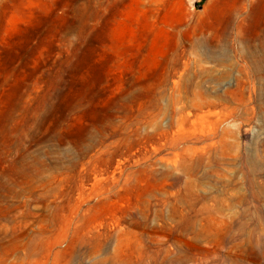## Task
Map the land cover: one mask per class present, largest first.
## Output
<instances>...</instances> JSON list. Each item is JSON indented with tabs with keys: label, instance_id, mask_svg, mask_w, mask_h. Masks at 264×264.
I'll return each mask as SVG.
<instances>
[{
	"label": "rangeland",
	"instance_id": "374dc122",
	"mask_svg": "<svg viewBox=\"0 0 264 264\" xmlns=\"http://www.w3.org/2000/svg\"><path fill=\"white\" fill-rule=\"evenodd\" d=\"M114 255L264 264V0H0V264Z\"/></svg>",
	"mask_w": 264,
	"mask_h": 264
},
{
	"label": "bare ground",
	"instance_id": "6f19581e",
	"mask_svg": "<svg viewBox=\"0 0 264 264\" xmlns=\"http://www.w3.org/2000/svg\"><path fill=\"white\" fill-rule=\"evenodd\" d=\"M189 205V204H188ZM195 208V207H194ZM210 209H212V208H210ZM209 209V210H210ZM213 211V210H212ZM122 247L120 248V250L122 251ZM123 251H124V249H123ZM122 251V252H123ZM122 257V256H121ZM110 262H112L113 264H133V262H132V260L130 259V258H128V256L126 257V258H124L123 260L120 258V255H114V256H112V257H110L109 259H108ZM147 262V261H146ZM138 264V263H137Z\"/></svg>",
	"mask_w": 264,
	"mask_h": 264
}]
</instances>
